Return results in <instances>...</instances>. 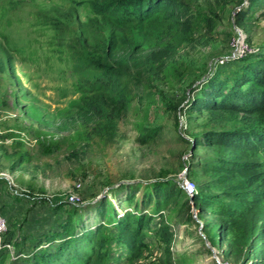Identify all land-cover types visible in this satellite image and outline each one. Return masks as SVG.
I'll return each instance as SVG.
<instances>
[{"label": "rangeland", "instance_id": "rangeland-1", "mask_svg": "<svg viewBox=\"0 0 264 264\" xmlns=\"http://www.w3.org/2000/svg\"><path fill=\"white\" fill-rule=\"evenodd\" d=\"M111 1L0 0V210L8 224L15 217L16 236L28 228L24 221L46 211V202L76 207L91 225L101 220L102 201L110 214L103 234L116 235L109 225L134 209L131 193L140 201L157 181L181 186L187 178L195 190L208 181L201 166L217 151L193 145L194 136L235 123L190 103L217 63L263 48L264 9L255 11L249 40L233 20L249 0H190L201 14L198 28L184 37L162 14L139 19L95 11V3ZM124 39L153 59L140 72L141 85L129 94L127 107L61 131L58 125L78 108L99 102L104 86L89 59ZM188 196L181 214L176 206L167 211L176 233L171 245L152 243L124 264H240V254L229 251L222 220L198 215L193 194ZM110 242L109 255L120 253L118 239Z\"/></svg>", "mask_w": 264, "mask_h": 264}, {"label": "trees", "instance_id": "trees-1", "mask_svg": "<svg viewBox=\"0 0 264 264\" xmlns=\"http://www.w3.org/2000/svg\"><path fill=\"white\" fill-rule=\"evenodd\" d=\"M258 8L264 9V0H249L248 7L238 8L233 15L234 24L247 33L249 40ZM94 9L112 15L134 14L139 19L162 14L184 37L198 28L201 14L196 13L190 0H112L95 3ZM203 17L210 21L209 15ZM122 44L110 41L100 55L89 59L94 64V78L104 86L99 102L78 108L58 125L61 131L78 122L91 124L100 116L114 114L108 112L109 108L118 112L127 107L129 94L141 85L140 72L147 68L150 57L143 47L126 39ZM198 92L190 103L192 109L208 110L215 119L227 118L235 123L194 136L193 145L212 146L217 151L216 158L201 166L208 181L193 193L194 205L198 215L207 213L222 220L229 251L240 254V264H264V46L238 59L217 63ZM148 188L140 201L131 193L128 200L134 209L111 220L109 230L116 229V235L103 234L104 221L110 216L103 201L97 207L101 220L91 225H86L76 207L67 203L45 201L46 211L24 221L29 226L17 236L15 217L9 216L4 239L13 245V251L0 248V264H107L108 257V264H124L141 257L152 243L171 245L176 233L167 211L176 206L181 214L184 206L190 205V197L174 180L157 181ZM0 211V215L6 213ZM221 236L217 234L218 243ZM113 238L118 239L117 255H109L107 250Z\"/></svg>", "mask_w": 264, "mask_h": 264}, {"label": "built area", "instance_id": "built-area-1", "mask_svg": "<svg viewBox=\"0 0 264 264\" xmlns=\"http://www.w3.org/2000/svg\"><path fill=\"white\" fill-rule=\"evenodd\" d=\"M228 60H221V63H224L225 61ZM181 187L184 188L189 195H192L195 191L194 183L187 178H184L182 180ZM7 230H8L7 220L4 216L0 215V248L8 247L11 251H13V245L10 243H6L4 239V235L7 232Z\"/></svg>", "mask_w": 264, "mask_h": 264}]
</instances>
